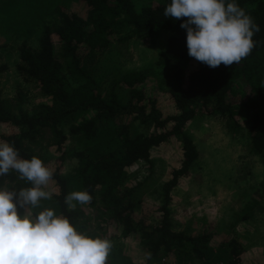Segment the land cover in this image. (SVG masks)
<instances>
[{
  "label": "trees",
  "instance_id": "obj_1",
  "mask_svg": "<svg viewBox=\"0 0 264 264\" xmlns=\"http://www.w3.org/2000/svg\"><path fill=\"white\" fill-rule=\"evenodd\" d=\"M13 1L0 6L1 19L9 27L17 19L13 8L18 3ZM77 1L85 4V17L56 7L55 21L41 27L36 45H29L27 36L16 48L15 73L22 85L34 86L35 94L17 90L9 97L0 89V127L14 130L0 140L14 145L21 158L36 156L46 166L55 165L48 185L56 192L49 189L52 198L42 200L34 213L51 208L90 237L136 239L146 264H240L241 247L235 241L214 248L208 230L190 235L173 229L171 191L198 159L186 132L199 117H215L234 133L245 122L250 151L264 163V0H235L260 31L252 37L255 46L246 58L216 68L188 55L186 29L180 27L187 18L163 14L170 0L140 9L131 0ZM162 30L171 36L161 54L169 64L158 88L168 95L173 114L164 115L148 97L145 86L151 76L142 71H124L109 81L110 90H100L91 67L115 35L126 31L122 42L143 41ZM7 47L0 42V61ZM191 62L195 68L187 73L178 65ZM7 69L0 63V76ZM37 97L41 100L35 103ZM173 139L181 144L182 160L169 180L146 195L141 184L129 186L128 169L137 163L151 168L152 151ZM71 162L75 165L64 172ZM30 186L15 172L0 177V188ZM72 191H87L91 202L68 210L64 197ZM147 199L159 214L152 224L138 219ZM107 264L134 262L120 244H112Z\"/></svg>",
  "mask_w": 264,
  "mask_h": 264
},
{
  "label": "rangeland",
  "instance_id": "obj_2",
  "mask_svg": "<svg viewBox=\"0 0 264 264\" xmlns=\"http://www.w3.org/2000/svg\"><path fill=\"white\" fill-rule=\"evenodd\" d=\"M131 1L140 9L143 6L157 5L162 0ZM2 2L8 4L9 1L0 0V6ZM13 2L18 3L13 8L17 18L15 22L24 27L21 28L15 22L9 27L0 15V42L8 46L0 61L8 68L0 76V89L3 96L9 97L17 90L35 94L34 86L22 85L15 73L16 48L27 36L29 45H36L41 27L55 21L53 11L56 7L81 17H85L87 10L85 4L77 0ZM27 16L31 19L30 28L27 27ZM125 36L126 31L115 35L109 47L97 55V61L91 67L94 70V81L101 91H106L111 88L110 80L118 79L124 71L145 72L151 76L145 86L148 97L156 101L158 109L164 115L173 114L174 108L168 95L158 88V81L167 74L166 66L169 63L162 60L161 54L171 33L162 30L143 41L122 42ZM52 41L57 47L56 37H52ZM178 65L187 73L194 69L196 64L191 62ZM40 100L36 99L35 103ZM13 132L9 127H0V135ZM186 133L192 137L198 159L189 175L181 178L179 184L171 191L170 213L173 229L190 235L208 230L213 235L214 248L230 240L241 247L240 264H264V163L250 151L245 122H242V129L234 133L226 129L219 119L203 116L192 122ZM67 145L69 146V143ZM181 160V144L174 139L170 140L152 151L151 168L137 163L128 169L129 186L141 184L144 195L151 194L169 180L170 172L180 167ZM74 165V162L66 164L64 172L70 171ZM54 166L51 163L47 167L54 169ZM49 189L50 192H56V189L50 188L49 185L44 190ZM141 209L142 213L138 219L143 222L152 224L159 218L157 205L150 206L148 199L143 202ZM114 239L110 242L114 245L120 244L134 264H146V255L139 250L136 239Z\"/></svg>",
  "mask_w": 264,
  "mask_h": 264
},
{
  "label": "clouds",
  "instance_id": "obj_3",
  "mask_svg": "<svg viewBox=\"0 0 264 264\" xmlns=\"http://www.w3.org/2000/svg\"><path fill=\"white\" fill-rule=\"evenodd\" d=\"M163 14L187 18L180 27L186 29L188 55L210 68L231 66L246 58L255 46L252 37L260 31L235 0H170ZM10 172L31 186L0 188V264H107L109 240L78 231L51 208L34 213L42 200L52 198L44 189L53 178V169L36 156L21 158L14 145L0 142V177ZM91 200L87 191H72L64 204L75 210L77 204Z\"/></svg>",
  "mask_w": 264,
  "mask_h": 264
},
{
  "label": "built area",
  "instance_id": "obj_4",
  "mask_svg": "<svg viewBox=\"0 0 264 264\" xmlns=\"http://www.w3.org/2000/svg\"><path fill=\"white\" fill-rule=\"evenodd\" d=\"M161 264H174V263H168V262H165V260H162Z\"/></svg>",
  "mask_w": 264,
  "mask_h": 264
}]
</instances>
